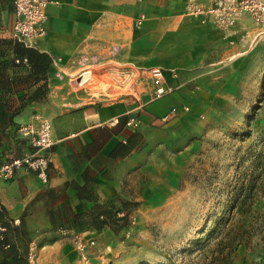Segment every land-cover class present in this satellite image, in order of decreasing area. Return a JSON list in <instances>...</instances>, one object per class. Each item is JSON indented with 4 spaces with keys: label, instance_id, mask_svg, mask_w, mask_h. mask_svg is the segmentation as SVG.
<instances>
[{
    "label": "crops",
    "instance_id": "obj_1",
    "mask_svg": "<svg viewBox=\"0 0 264 264\" xmlns=\"http://www.w3.org/2000/svg\"><path fill=\"white\" fill-rule=\"evenodd\" d=\"M187 1L50 0L47 34L28 45L44 54L40 68L36 54L29 62L16 60L23 43L13 32V0H0V113L8 119L5 128L0 120V167L33 150L18 127L37 124L36 114L52 121L54 139L47 181L25 166L9 177L0 173V264H22L25 248L28 264L32 249L40 264H83L73 234L105 227L62 228L54 222L74 212L89 220L110 208L129 210L130 173L144 163L161 115L184 101L199 103L206 85L217 79L216 58L205 46L217 37L237 38L252 20L244 14L228 36L190 15ZM130 66L163 67L175 90L151 100L149 75L141 77L135 95L122 85L119 97L109 96L108 85L94 91L87 86L91 71L109 83ZM133 115L136 126L129 124Z\"/></svg>",
    "mask_w": 264,
    "mask_h": 264
},
{
    "label": "rangeland",
    "instance_id": "obj_2",
    "mask_svg": "<svg viewBox=\"0 0 264 264\" xmlns=\"http://www.w3.org/2000/svg\"><path fill=\"white\" fill-rule=\"evenodd\" d=\"M234 39L205 46L217 79L199 103L161 115L130 173L127 224L84 234L92 264H264V32L250 20ZM90 74L93 91L108 85Z\"/></svg>",
    "mask_w": 264,
    "mask_h": 264
},
{
    "label": "built area",
    "instance_id": "obj_3",
    "mask_svg": "<svg viewBox=\"0 0 264 264\" xmlns=\"http://www.w3.org/2000/svg\"><path fill=\"white\" fill-rule=\"evenodd\" d=\"M49 3L50 0H13L16 13L13 32L19 41L26 45H34L46 36ZM186 11L190 15L200 17L202 22H212L228 36L232 35L230 32L243 15L248 14L260 27L261 32H264V0H188ZM144 19L145 14H141L136 20V26H141ZM24 61H27V58H24ZM173 72L175 74V70ZM145 75H149L153 80L151 100L161 98L175 90L174 85L166 81L165 69L161 66L149 68L130 66V69L120 71L117 81L109 82L108 86L112 88L113 93H118L122 85L131 94H139V80ZM184 109L188 110L189 107L184 106ZM176 110L177 107L172 106L171 111L162 119L166 120ZM35 118L38 120L37 124L28 122L18 127V131L27 139L33 150L6 160L0 167V173L4 176H12L18 168L25 166L36 171L44 182L47 181V169L50 163L47 150L54 144L53 125L49 118L41 114H36ZM138 121V116L133 115L129 119V124L136 126ZM0 229L4 227L0 226ZM73 241L80 258L86 264H92L89 247L95 244V239H85L83 233L76 232L73 234ZM29 264H40L35 249L29 253Z\"/></svg>",
    "mask_w": 264,
    "mask_h": 264
},
{
    "label": "trees",
    "instance_id": "obj_4",
    "mask_svg": "<svg viewBox=\"0 0 264 264\" xmlns=\"http://www.w3.org/2000/svg\"><path fill=\"white\" fill-rule=\"evenodd\" d=\"M23 43V42H22ZM33 54L38 55V59L40 58V64L39 67L42 68V62L45 61L44 54L35 50L33 47L28 46L23 43V55L22 56H17L16 60H19L18 62H24V58H27L26 62L30 61V58L32 57ZM37 97V95L33 96ZM17 111V110H16ZM3 118V120L1 119ZM0 120L2 121L1 127H7L8 122H7V116H2L0 113ZM25 138V137H24ZM26 139V138H25ZM27 140V139H26ZM25 141V140H24ZM243 198H239L237 200L238 208L242 209L243 208ZM240 203V204H239ZM119 210H113V208L109 209L108 211H100L97 214H91L89 216V220L85 219V214L84 212H74L71 218L67 221H62L60 223L54 222L56 226H61L62 228H72V227H78L82 225H90L96 229H102L105 226H111L113 222H120V226H125L128 222V214L125 212V214L121 217H116L117 213ZM103 217L100 216V214H104ZM3 211L0 212V217L2 216ZM113 219V220H112ZM6 235L4 234L2 236V240H6ZM224 245H222L223 249ZM26 248L24 249V255L22 256V264H28V261L26 259ZM18 257H17V262H18Z\"/></svg>",
    "mask_w": 264,
    "mask_h": 264
}]
</instances>
